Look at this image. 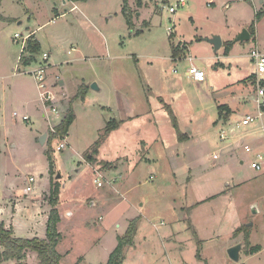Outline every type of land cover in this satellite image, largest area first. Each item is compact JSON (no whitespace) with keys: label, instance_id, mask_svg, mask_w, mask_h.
I'll return each instance as SVG.
<instances>
[{"label":"rangeland","instance_id":"rangeland-1","mask_svg":"<svg viewBox=\"0 0 264 264\" xmlns=\"http://www.w3.org/2000/svg\"><path fill=\"white\" fill-rule=\"evenodd\" d=\"M72 1L0 0V15L5 18L0 20V63L12 62L16 68L21 46L14 35L34 31L41 43L37 58L50 54L46 63L52 69L47 74L50 86L59 84V78L71 97L59 101L65 95H60L62 86L58 90L52 86L56 106L65 112L73 105L76 115L69 146L57 152L61 138L52 143V177L49 146L41 143L43 135L38 133H48L49 125L35 112L36 98L30 99L28 123L22 120L28 109L19 103L12 107L11 116L13 111L18 116H8L7 135L18 149L6 141L0 197L12 189L19 197L14 203L30 200L45 192L50 179L61 184V264H107L118 237L137 217L135 245L125 250L124 264H264V174L251 167L255 155L234 143L213 160L214 152L229 143L220 140L224 127L234 128L245 113H255L254 87L248 79L255 67L249 55L257 37L264 49V18L257 24L255 39L234 44L230 57L225 46L215 52L204 41L213 36L236 40L255 19L250 1L259 7L261 0H212L209 5L210 0H186V7L174 14L168 8L178 0H143L141 7L131 0L132 9L140 13L132 30L122 15L123 0H79L75 9ZM168 28H174L173 37ZM178 46L185 57L174 60ZM186 58H193L206 72L204 83L186 76L190 68ZM38 61L24 68L26 73L36 69ZM220 105L236 106L228 123ZM170 111L188 140H178ZM113 120L119 128L93 154V146ZM262 126L264 118L244 129L251 133L246 144L264 143ZM258 150L264 151V146ZM107 163L110 168L104 167ZM99 173L102 187L95 182ZM31 178L36 181L30 183L34 193L27 195ZM14 203L4 202L10 212ZM29 206L19 216L21 223L31 220L29 232L21 229L17 236L46 237V229L40 231L37 225L39 218L32 220L34 206ZM240 225L249 227V240L263 248L258 255H247L243 249L235 262L228 251L239 237L245 247L244 233L235 236ZM30 256L23 263L40 264L36 252Z\"/></svg>","mask_w":264,"mask_h":264},{"label":"trees","instance_id":"trees-1","mask_svg":"<svg viewBox=\"0 0 264 264\" xmlns=\"http://www.w3.org/2000/svg\"><path fill=\"white\" fill-rule=\"evenodd\" d=\"M75 1H79V0H75ZM136 2L138 6L141 7L143 0H136ZM136 14L137 12H135L130 5V0H123L122 15L130 30L134 29L135 27L134 19H135ZM263 18H264V6L262 10L256 12L255 19L252 22L250 29H248L249 33L251 34L252 39H255L257 24H259ZM0 20H3V17H1V15H0ZM139 33L140 32L138 31L135 35H138ZM224 46L226 47V55H229L232 47L234 46V42H227ZM39 52H40L39 43L36 41L30 40L28 42L27 54L22 58L21 65L25 67L31 65L33 62L37 60V56ZM182 53H183V50L179 49V46L177 48H174L173 58H178ZM254 82H255V75H254V79L252 83ZM83 94L84 93H81V96H83L84 98ZM79 96H80V93H79ZM218 109L223 111L227 109V107L220 106ZM169 114L173 118L172 123H173V127L175 128L177 132L178 140L180 142H184L188 140V136L180 132L178 123L176 122V119L174 115L172 114V111H170ZM75 118L76 116H75L74 107L70 105L67 111V114L65 115L62 123L56 127L55 129L56 133L54 134L49 133V139L47 141V144L49 146V151L47 152V155H48V160H49V165H50V174L52 177L55 175L54 174V160L52 157L54 150L52 148V143L53 141H56L59 138L62 139L64 137H68L69 130L71 126L73 125ZM225 121L227 122L228 118H226ZM119 126H120V123L117 120H113L108 123L104 134L101 136L100 140L96 142L95 145L93 146V149H92L93 154H98L100 147L107 141L111 133L119 128ZM0 155H1V150H0ZM89 162H96V159L90 158ZM104 167L110 168L111 164L107 163L104 165ZM51 184L52 186H51L50 195L48 199L49 205L51 207V211L49 214V219H48L47 229H46L47 238L46 239L35 238V239H30V240L14 238L13 233L11 231H7L5 229L4 224L0 223V247L3 248V251H0V263L4 261L7 262L11 260H17L18 262H20V264H25L23 263V261L26 259V254L28 251H31V252L37 253L40 264H61L63 256L58 251V246L62 239L61 234L59 233V224L61 222V216H60L58 206L60 203L62 186L59 182H54V181H52ZM139 221H140L139 217L132 220L129 223V226L127 228L125 235L118 237V246L110 254L107 264H124L125 250L135 245V238L137 236ZM250 230L251 229L249 227L242 226L235 232V236L241 233H244L245 235L244 251L247 255H253L261 251L260 246H256L253 248L249 247ZM194 234H196L195 231H194ZM197 257H198V260H202L200 251H198Z\"/></svg>","mask_w":264,"mask_h":264},{"label":"crops","instance_id":"crops-1","mask_svg":"<svg viewBox=\"0 0 264 264\" xmlns=\"http://www.w3.org/2000/svg\"><path fill=\"white\" fill-rule=\"evenodd\" d=\"M131 1V0H130ZM250 1V0H249ZM73 3H75V7H73V9L75 8H78V5H81L79 2L80 1H72ZM253 6H254V10L255 12H258L260 10H262L263 8V4H264V0H261V4L259 5V7H257L258 5H254V2L253 1H250ZM212 3V0L209 1L208 5ZM132 4V3H131ZM214 4V3H213ZM133 6V5H131ZM256 14V13H255ZM138 17H140V13H137ZM63 16V15H62ZM143 16V15H142ZM4 18V17H3ZM5 19V18H4ZM192 19V22H194L193 20V17H191ZM0 23H3V21H0ZM5 23H8V22H5ZM4 23V24H5ZM169 29V28H168ZM257 30V28H256ZM257 32V31H256ZM169 34V32H168ZM258 34V33H257ZM18 35V34H15L14 35V41H15V36ZM19 35H22V34H19ZM174 35V31H173V34ZM24 36V35H23ZM27 36H30V40L32 41H36L39 43V45H41V43L39 42V40L37 38H35V35H34V31L30 32L29 34H27ZM170 36V35H169ZM173 37V36H172ZM222 39V38H221ZM237 39V38H236ZM206 42V40H204ZM222 47L221 49L224 47V45L227 43V42H234V44H237L235 43V40H223L222 39ZM15 43L17 44V42L15 41ZM208 43V42H207ZM209 44V43H208ZM211 45V44H210ZM260 43H259V40H258V37L256 38V47L255 48H258L259 50H262L260 48ZM212 46V45H211ZM186 48V47H185ZM184 48V49H185ZM212 48H214L212 46ZM215 51V50H214ZM264 51V49H263ZM262 51V52H263ZM185 52V51H184ZM231 52L232 50L230 51L229 55H231ZM44 54H48L47 52H44L43 55H42V58L44 56ZM228 55V57H230ZM49 58H48V61L50 60V54H48ZM183 57H185V53H182L178 58H173V59H181ZM20 57H21V52H20V55L18 56V63L17 65L15 66L16 68H14L13 66V63L11 62H6L5 64L3 63H0V144H1V149H2V155L4 154V146L7 144V140H8V130L10 129V125H9V120H8V116L12 117L11 115V111H12V107L16 104H20L22 105V108L23 109H28L27 111L24 110V114H23V117H22V120L24 121V117H28V120L24 121V122H30L31 120V116L29 115L28 111H30L29 109V106L31 104L30 102V99H35L36 98V101L38 102V106H37V110L35 111L36 113H39V116L44 118L46 120V122H48V125H49V132L47 133L46 131L47 130H44V131H38L39 133V136L41 137L42 135L44 134H47V139H46V142L48 141L49 139V133H50V127L51 126H58L59 124V121L61 122L62 119H64L65 117V112L68 111V109H66L65 112H62L61 110L60 111V119H55L54 118V115L51 113V111L49 110L48 108V105H46L42 100H41V97H40V92H39V88H38V85H37V81L36 79L34 78V76L31 74L34 70H31L29 71V73H26L25 69L26 68L25 66H22L21 65V62H20ZM249 58H250V55H249ZM38 60H36L35 62H39L42 63L43 59H41V56L37 58ZM184 59V58H183ZM42 61V62H41ZM188 64H190V67L191 66H196L193 62V58H186L185 60ZM250 61L252 62L251 58H250ZM33 62V63H35ZM32 63V64H33ZM253 63V62H252ZM50 65V64H49ZM29 67V66H27ZM197 67V66H196ZM255 67V66H254ZM18 68V70H17ZM48 69L47 70V74H48V71L52 70L51 68H49L48 66ZM255 72H256V68H255ZM51 73V72H50ZM49 73V75H50ZM187 73V72H186ZM255 74V73H254ZM254 74H251L248 79L251 81L250 83V86H252V82H253V79H254ZM252 77V78H251ZM59 81V84L56 82H53L52 83V86L53 88L55 87L57 90L59 88V86L61 85L62 86V89L60 90L62 94L60 95H64L63 98H60L59 101H63V100H68L69 98H71L69 96L68 93L65 92V86L64 84L61 82V80L59 78H57ZM244 82V81H243ZM56 90V91H57ZM252 93H253V88H252ZM253 96L252 95V101H253ZM62 97V96H60ZM74 96H72L73 98ZM233 99H237L236 96L233 95L232 97V100ZM238 100L237 99V103H238ZM58 103V101H57ZM74 104V102H72ZM250 104V102H249ZM58 106V105H57ZM62 106V105H61ZM73 106V105H72ZM220 106H223V105H220ZM218 106V107H220ZM227 107V109H225L224 111H226V117L225 118H228V121L226 123L229 122V120L231 119V115L234 111H236V106L234 108H232L231 106H227V105H224ZM248 106V105H247ZM59 109V108H58ZM64 111V110H63ZM67 113V112H66ZM230 114V115H229ZM247 114L245 113L244 116H246ZM18 114L13 111V117H17ZM76 116V115H75ZM239 116H242V114H240ZM243 116V117H244ZM12 117V119H13ZM243 117H241L240 119H242ZM240 121V120H239ZM238 121V122H239ZM15 125H18V121H15ZM74 125V123H73ZM72 125V126H73ZM71 126V127H72ZM38 136V137H39ZM38 137H35L38 141ZM69 137V136H68ZM68 140V138H67ZM45 142V143H46ZM255 142V141H254ZM8 143L9 144H12V146L16 149L17 148V144L13 142L11 143L10 140H8ZM257 145L256 144H252L254 145L255 147H257L258 149L259 148H263L264 146V143H261L260 141H256ZM251 144V143H249ZM67 146H69V143L67 141ZM222 148H220L219 150H217L216 152H214V154H219V152H222ZM213 154V155H214ZM1 155L0 157V167H1V161H2V158L3 156ZM214 160V159H213ZM243 163V162H242ZM49 168H50V165H49ZM50 170V169H49ZM101 173V172H100ZM34 179V178H33ZM35 179H34V182H32L33 184H35ZM30 179H29V185L27 186L26 188V193L27 195H31L34 193V189L32 188V190L30 192L27 191L28 187H32L30 185ZM65 187V186H64ZM12 189H6V195L4 196H1L0 197V223H3L4 226H5V229L7 231H11L13 233V236L14 238H19V239H22L20 238L19 236H17V233H20L21 229L23 232H29V228H30V222L31 220L30 219H26L24 221V223H21L19 222V216L22 214L23 211H25L26 209L29 210L30 206L29 205H32L34 206V204L37 202V206H34L33 207V216H32V220L33 221H36L38 218L39 220H37V225H41V229L40 231H43L44 229H47V223H48V219H49V214H50V211H51V207L49 205V195H50V190H51V179H50V183H49V186L47 187V189L45 190V192L40 195V193H38L37 195H34L30 200H21V199H16L15 203H14V198H19V197H16L14 195L15 192H13V190L11 191ZM222 194V193H220ZM40 196H41V199H40ZM5 197V200H12V202L14 203V206H13V211L10 212L7 208H6V205L4 204L5 200L3 199ZM204 201H202L201 203L199 204H203ZM2 204V205H1ZM27 205V208H22L23 205ZM196 204V203H195ZM49 205V206H48ZM91 206H94V203L91 204ZM199 206V205H198ZM197 206V207H198ZM60 212V211H59ZM60 216H61V222H62V214L60 212ZM60 222V223H61ZM60 226V224H59ZM241 227V225H240ZM239 227V228H240ZM34 233V228H31ZM238 229V228H237ZM236 229V230H237ZM235 230V231H236ZM46 231V230H45ZM234 231V232H235ZM46 237H42V235L38 236L36 235L35 238H39V239H46L47 238V234H45ZM233 237H234V233H233ZM251 237V236H250ZM240 240L239 242H235V245H239L241 244L243 249H244V243H240L242 241L241 237H239ZM30 240V239H29ZM62 240V239H61ZM251 243V248L253 247H256V246H260L261 247V251H262V248L263 246L260 245V244H257V245H253L252 242L250 241ZM60 244V243H59ZM242 249V251H243ZM241 251V252H242ZM261 251H259L258 253H260ZM60 253V252H59ZM258 253H256V255H258ZM31 254V251L27 252L26 254V258H31L30 256ZM61 254V253H60ZM69 254V253H67ZM62 255V254H61ZM254 255V254H253ZM30 256V257H29ZM63 256V255H62ZM241 259V257H240ZM79 263V262H78Z\"/></svg>","mask_w":264,"mask_h":264},{"label":"built area","instance_id":"built-area-1","mask_svg":"<svg viewBox=\"0 0 264 264\" xmlns=\"http://www.w3.org/2000/svg\"><path fill=\"white\" fill-rule=\"evenodd\" d=\"M187 5L186 0H178L176 4L171 5L168 10L171 14L176 13L177 9L184 8ZM174 28H169L168 32L169 35L172 36ZM30 36H23V35H16L15 41L17 44H20L21 46V57L20 62L22 58L27 54V47L28 42L30 41ZM48 54H44L43 56V62L38 64V67L32 72L31 74L34 76V78L37 81L38 88L40 90V97L41 100L48 105L49 110L54 115L55 119H60V111L58 107L56 106L57 100L56 96L54 95L52 91V86H50L49 79L47 78V61H48ZM250 58L256 68L255 72V82L253 83L254 87V96L253 101L255 104V113L254 114H247L244 116L235 126L234 128L227 126L224 127L220 134V140L222 142H229L226 147H224L222 150L234 147V143H240L241 147L244 148L245 152L247 154H254L255 158L251 163V167L254 171L264 174V151L258 150L257 147H255L252 144H246L245 140L247 136H250L251 133L244 132V129L246 127H251L253 124L258 123L260 120L264 118V80L262 77L264 76V52L259 50L258 48H254L251 50ZM177 60V59H174ZM186 76L193 81L197 83H204L206 81V72L203 69H200L196 66H191ZM28 120V117H24V121ZM56 127L57 126H51L50 127V133H56ZM260 130L264 133V126L260 128ZM67 138L64 137L60 139V143H58V146L56 148L57 152H63L67 147ZM232 142V143H230ZM213 159L215 161H218L220 159V154H214ZM102 174L99 173L98 178L95 180V182L98 184L99 187H102L103 184L101 182ZM30 182H34V179L31 178ZM32 190V187H28L27 191L30 192Z\"/></svg>","mask_w":264,"mask_h":264},{"label":"water","instance_id":"water-1","mask_svg":"<svg viewBox=\"0 0 264 264\" xmlns=\"http://www.w3.org/2000/svg\"><path fill=\"white\" fill-rule=\"evenodd\" d=\"M251 38L252 37H251V34L249 33V31L247 29H244L242 31V33L235 40V43H244L246 41H250ZM206 42H208L209 44H211L214 47L215 52H218L221 49L222 44H223L220 36H213L210 39H206ZM92 88L98 90V87L96 84L92 85ZM46 139H47V134H44L41 137V143L45 144ZM242 249H243V247L241 244L230 248L228 251V255H229L230 259H232L235 262H239L240 261V253H241Z\"/></svg>","mask_w":264,"mask_h":264},{"label":"bare ground","instance_id":"bare-ground-1","mask_svg":"<svg viewBox=\"0 0 264 264\" xmlns=\"http://www.w3.org/2000/svg\"><path fill=\"white\" fill-rule=\"evenodd\" d=\"M255 79H256V76H255Z\"/></svg>","mask_w":264,"mask_h":264}]
</instances>
